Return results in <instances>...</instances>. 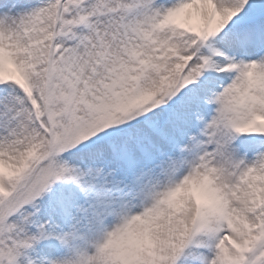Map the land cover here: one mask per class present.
<instances>
[{
	"label": "snow or ice",
	"instance_id": "snow-or-ice-1",
	"mask_svg": "<svg viewBox=\"0 0 264 264\" xmlns=\"http://www.w3.org/2000/svg\"><path fill=\"white\" fill-rule=\"evenodd\" d=\"M0 264H264V0H0Z\"/></svg>",
	"mask_w": 264,
	"mask_h": 264
}]
</instances>
